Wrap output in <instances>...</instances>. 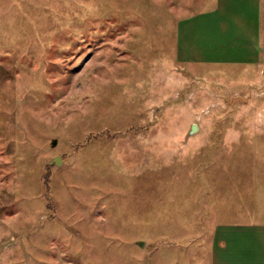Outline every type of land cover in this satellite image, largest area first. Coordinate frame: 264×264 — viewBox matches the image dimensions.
Segmentation results:
<instances>
[{
	"label": "rangeland",
	"instance_id": "obj_1",
	"mask_svg": "<svg viewBox=\"0 0 264 264\" xmlns=\"http://www.w3.org/2000/svg\"><path fill=\"white\" fill-rule=\"evenodd\" d=\"M215 3L0 0V264H215L264 222V0L257 63L176 57Z\"/></svg>",
	"mask_w": 264,
	"mask_h": 264
},
{
	"label": "crops",
	"instance_id": "obj_2",
	"mask_svg": "<svg viewBox=\"0 0 264 264\" xmlns=\"http://www.w3.org/2000/svg\"><path fill=\"white\" fill-rule=\"evenodd\" d=\"M262 0H216L213 7L180 17L176 57L189 64L260 61ZM215 264H264V222L219 223Z\"/></svg>",
	"mask_w": 264,
	"mask_h": 264
},
{
	"label": "water",
	"instance_id": "obj_3",
	"mask_svg": "<svg viewBox=\"0 0 264 264\" xmlns=\"http://www.w3.org/2000/svg\"><path fill=\"white\" fill-rule=\"evenodd\" d=\"M196 127H197L196 124H193L191 131H192V132L195 131V130H196ZM56 142H57V140H54L53 143L56 144ZM54 162H56L57 164H59V163L61 162V158H59V156L56 157V158L54 159ZM138 242H139L140 245H143V244H144L143 240H140V241H138Z\"/></svg>",
	"mask_w": 264,
	"mask_h": 264
},
{
	"label": "trees",
	"instance_id": "obj_4",
	"mask_svg": "<svg viewBox=\"0 0 264 264\" xmlns=\"http://www.w3.org/2000/svg\"><path fill=\"white\" fill-rule=\"evenodd\" d=\"M47 182H49V179L47 178Z\"/></svg>",
	"mask_w": 264,
	"mask_h": 264
}]
</instances>
